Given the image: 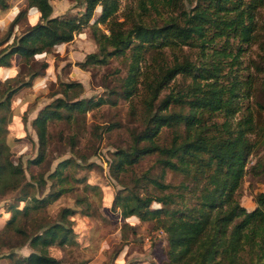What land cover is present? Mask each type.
I'll list each match as a JSON object with an SVG mask.
<instances>
[{
    "label": "trees",
    "instance_id": "obj_1",
    "mask_svg": "<svg viewBox=\"0 0 264 264\" xmlns=\"http://www.w3.org/2000/svg\"><path fill=\"white\" fill-rule=\"evenodd\" d=\"M7 1L0 0V9L8 6ZM83 4L80 15L51 17L48 0H26L27 8L36 12L37 21L13 38L0 64L6 65L7 58L16 54L28 66L35 56L69 42L89 22L99 4V16L91 27L96 51L86 54L78 66L85 69L92 64L102 65L120 56L126 75L120 79L119 90L110 89L108 95L130 102L139 97L143 114L142 129L131 133L130 145L112 154L108 170L116 178L118 172L145 155L154 156L157 169L156 175L145 172L141 178L156 194L140 196L125 191L115 195L111 207L118 208L122 218L153 221L164 232L165 261L159 264H264V193L255 194V206L249 211L239 205L235 194L246 172L247 157L256 145L255 138L262 136L260 122L250 110L235 119L241 109L240 100L249 96L254 75L239 78L230 71L233 63L224 62L236 60L241 44L255 41V15L264 10V0H195L187 11L181 7L182 0H140L136 16L128 13L122 20L115 18L117 0H83ZM20 16L16 15L13 22ZM97 23L103 24L107 33L100 31ZM216 39L224 41L219 49L204 47ZM230 39L236 40L234 52L227 44ZM183 47L198 48V65L182 55ZM45 66L43 63L41 69ZM249 66L264 73V66ZM37 74L29 68L27 80L15 79L17 73L6 79L0 107L6 106L10 96ZM176 77L190 81L179 84L174 82ZM75 86L80 84L63 83L59 93L65 96L66 90ZM161 92L164 94L159 96ZM106 103L114 101L103 97H56L45 104L30 122L37 154L27 164L36 166L44 159L48 121L67 120L71 113H83ZM163 127L170 129L167 143L159 142ZM71 163L63 159L45 178L40 177L39 189H44L47 180L50 182L47 193L38 198L34 191L29 193L33 183L24 181L21 164L11 161L8 147L0 141V195L16 191L3 208L9 216L0 230V257H14L18 264H58L46 249L71 241L66 216L73 210L62 208L57 221L32 223L31 228L24 219L64 192L63 169ZM166 171L181 174L182 181L176 186L164 183ZM152 202L162 207L151 208ZM9 232L18 238L17 243H10ZM24 244L31 250L27 256L10 252Z\"/></svg>",
    "mask_w": 264,
    "mask_h": 264
},
{
    "label": "rangeland",
    "instance_id": "obj_2",
    "mask_svg": "<svg viewBox=\"0 0 264 264\" xmlns=\"http://www.w3.org/2000/svg\"><path fill=\"white\" fill-rule=\"evenodd\" d=\"M139 1L117 0L115 18L122 20L123 15L128 13L135 17V13L139 10ZM48 2H51L58 13L56 16L80 15L84 10L83 0H48ZM194 3L195 0H182L181 7L187 11ZM23 10L18 11L16 15H23ZM99 12L98 4L94 7L89 22L74 34L76 40L73 47L67 45L64 49L52 48L47 53L35 56L30 65L21 63L20 67L17 66L16 72L19 71L15 78L17 80L22 78L27 80L25 74L29 68L38 72L40 77L34 78L27 88H19L18 92L8 99L6 106L0 107V141L8 147L11 161L21 164L24 181L33 183L29 193L34 191V196L38 198L47 193L50 182L47 180L44 189L42 187L39 189L37 181L40 177L45 178L63 159L72 162L69 167L63 169L66 182L61 185L64 187V192L57 199L40 208L41 210L33 216L24 219L27 227L31 228L32 223L38 225L57 221L62 208L68 207L73 210L71 215L66 216L72 233L71 241L62 246L55 244L46 249L49 256L58 259V264H159L165 261L164 232L156 228L153 221H139L134 216L122 218L118 208L111 207L115 195L123 194L125 191L140 196L156 194L150 185H144V180L141 178L145 172L156 175L157 169L154 168V156L145 155L131 167L118 172L116 178L108 170L112 154L117 149H125L130 145L131 133L142 129L143 114L139 97H133L130 102L114 94L108 95L110 89L119 90L120 79L126 75L125 62L120 56L111 57L102 65L92 64L85 69L78 66L86 54L96 51L91 27L94 26L93 20L99 16ZM23 20L19 23V28L14 27L16 29L14 37L35 22L31 19L26 24ZM255 24V41L241 44V50L233 62L229 59L224 61L226 65L233 63L234 66L230 71L239 78L244 79L247 74L254 75L253 84L248 89L249 96L240 100L241 109L235 115L236 119L246 109L250 110L253 116H257L261 127L262 136L255 138L256 145L247 157L246 172L235 192L239 205L248 211L255 206L253 203L255 194L264 193V92L262 90L264 73L255 72L254 68L249 66L252 63L264 66L262 61L264 10H259L255 15ZM95 26L107 33L103 24L97 23ZM8 29L9 25L0 26V40L5 37ZM222 44H224L223 39H216L205 43L204 47L219 49ZM227 44L234 52L236 40L230 39ZM182 51V55L188 57L195 65L200 63L198 48L183 47ZM175 54L178 55L179 52ZM170 56L167 54V59H170ZM43 63L46 66L42 70ZM224 70L227 71V68ZM222 73L226 75V72L222 71ZM189 81V78L174 79V82L179 84ZM72 82L79 83L80 86L67 89L65 96L59 93L63 83ZM13 83L14 81L9 82L10 85ZM5 85L6 83L0 82V101L5 97ZM162 94L164 92L159 96ZM56 97L65 100L72 97L76 99L103 97L114 103L102 104L83 113H71L67 120L48 121L44 159L36 166L27 164V160L37 154L36 136L30 126V119ZM132 104L133 114L130 111ZM216 119L218 122L221 121L220 117ZM169 139L170 129L161 128L159 142L167 143ZM182 179L181 174L169 171L163 176L164 183L175 186ZM57 186L58 184L55 183V187ZM14 194L16 195V191L0 195V208L3 209L7 202L10 203ZM159 206L162 207L156 202L150 204L151 208ZM7 236L10 243L18 242V238L12 233L9 232Z\"/></svg>",
    "mask_w": 264,
    "mask_h": 264
},
{
    "label": "crops",
    "instance_id": "obj_3",
    "mask_svg": "<svg viewBox=\"0 0 264 264\" xmlns=\"http://www.w3.org/2000/svg\"><path fill=\"white\" fill-rule=\"evenodd\" d=\"M51 5V2H49ZM8 6L4 9H0V26H6L9 25V29L7 31V34L5 35V37L0 40V57L5 54L8 51V46L10 45V43L12 42L13 38H14V33L16 31V29H14V27L19 28V23L21 22V20L25 21L26 24H28L27 21L33 19L35 20V22L37 21V14L34 10L28 9L26 6V0H9L7 1ZM24 9V10H23ZM23 10V15H21L18 20L16 22L14 21V18L16 17V14L18 13V11ZM26 14V15H25ZM56 15H58V13L55 11V9L52 7L51 5V17H55ZM34 22V23H35ZM11 31V32H10ZM74 38H72V40H70L69 42L66 43H61V44H57L55 45L53 48L57 49H64L65 46H74L75 44V40L76 37L75 35H73ZM4 43H6V45H3ZM18 58V60H17ZM21 60L20 57L16 54H13L11 56H9L7 58V64L3 65L0 64V82H4L6 79H9L11 77H13L16 73L17 70V66H21ZM20 69V68H19ZM16 72V73H15ZM40 76H38V74L36 76H33L30 81L29 84L23 86L24 88H27L29 85H31V81L34 78H39ZM22 88V87H21ZM18 92V90H16L9 99H11V97L13 95H15V93ZM1 101H4L1 100ZM0 101V102H1ZM38 112V111H37ZM36 115V114H35ZM35 116L31 117V120L34 118ZM1 207V205H0ZM9 214L4 212V209L0 208V230L2 229L5 220L8 218ZM3 253H6V250H3ZM10 252L16 254V256H21V257H25L27 256L31 250L30 248L27 246V244H24L23 246H21L19 249H13ZM0 264H18L16 262V260L14 259V257L10 258H6V257H0Z\"/></svg>",
    "mask_w": 264,
    "mask_h": 264
}]
</instances>
